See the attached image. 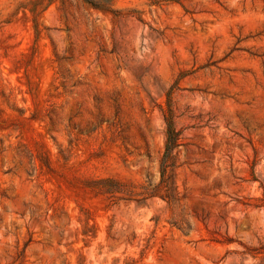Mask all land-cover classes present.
I'll list each match as a JSON object with an SVG mask.
<instances>
[{
	"label": "rangeland",
	"instance_id": "rangeland-1",
	"mask_svg": "<svg viewBox=\"0 0 264 264\" xmlns=\"http://www.w3.org/2000/svg\"><path fill=\"white\" fill-rule=\"evenodd\" d=\"M0 264H264V0H0Z\"/></svg>",
	"mask_w": 264,
	"mask_h": 264
},
{
	"label": "trees",
	"instance_id": "trees-1",
	"mask_svg": "<svg viewBox=\"0 0 264 264\" xmlns=\"http://www.w3.org/2000/svg\"><path fill=\"white\" fill-rule=\"evenodd\" d=\"M84 1V0H82ZM91 2V1H90ZM93 6L98 7L97 4L91 2ZM166 123V144L165 151L160 162V184L164 185L163 196L172 200L178 199L177 186V167L178 158L174 150L180 145V131L176 128L174 122V115L171 108H168L167 113L164 114Z\"/></svg>",
	"mask_w": 264,
	"mask_h": 264
}]
</instances>
